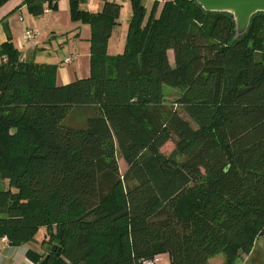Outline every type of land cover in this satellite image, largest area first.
<instances>
[{
    "label": "trees",
    "instance_id": "16d2710c",
    "mask_svg": "<svg viewBox=\"0 0 264 264\" xmlns=\"http://www.w3.org/2000/svg\"><path fill=\"white\" fill-rule=\"evenodd\" d=\"M46 1L24 2L37 16ZM69 1L90 27L87 76L59 84L55 65L0 44V236L19 245L44 227L35 264L251 256L264 235V12L235 37L229 13L194 0H129L124 51L107 56L120 2ZM163 86L180 90L176 106ZM81 109L84 126L65 123Z\"/></svg>",
    "mask_w": 264,
    "mask_h": 264
},
{
    "label": "rangeland",
    "instance_id": "374dc122",
    "mask_svg": "<svg viewBox=\"0 0 264 264\" xmlns=\"http://www.w3.org/2000/svg\"><path fill=\"white\" fill-rule=\"evenodd\" d=\"M8 1V0H6ZM4 1V2H6ZM120 1V0H118ZM164 0H160V6ZM64 0H49L43 4V7L49 8L51 12L43 15L41 13L37 17V27H42L44 30H51L49 33V37L46 38V43L44 44V49H39L37 53V57L46 64L55 65L56 71L58 73V81L57 83H62L60 80V72L71 73V80L76 78H81L83 76H87L89 74V41L88 37L90 34V27L88 23L82 22L81 20H72L70 11V1L67 0L65 3ZM148 2V4H147ZM50 3V5H49ZM4 4V3H3ZM56 4V7H52ZM145 4L148 8H150L151 4L149 0H145ZM50 6V7H49ZM129 5L121 7V14L118 18V21L114 23L111 33L108 36L107 46H106V54L107 56L116 55L122 53L124 51L126 44V35L128 31V23H129ZM130 8V7H129ZM159 8L158 11L160 10ZM36 16H34V19ZM30 27H33L32 25ZM38 30V28H36ZM40 33V30H38ZM40 37V34H39ZM39 38L36 40V44L38 43ZM65 40L62 42V40ZM67 56H74V60L71 63L63 62V59ZM259 58L262 57L264 60V55L260 57V54L257 56ZM37 62V61H36ZM66 70V71H64ZM68 81V80H66ZM69 82V81H68ZM163 94L164 100L166 104L171 106L177 105V98H179L180 90L175 87L163 86ZM82 111V112H81ZM90 113L88 109H81L78 112L70 113L67 118L64 120L66 124L71 125L73 127H82L85 125L86 116ZM174 148L173 140H169L164 146L163 151L166 153H170ZM181 158V156L179 157ZM118 166L120 171H124L125 169V159L117 154ZM43 233H45V228H39L36 233H34L33 239L28 241L29 244H33L34 242L38 243L41 241L43 237ZM255 244V249L252 251V255L247 257V255L243 254L242 261L239 264H256L260 260L264 259V235L257 238ZM220 257H223L221 254ZM219 258V257H218ZM216 263V260L212 262ZM157 264H169L168 258L164 255L162 256Z\"/></svg>",
    "mask_w": 264,
    "mask_h": 264
},
{
    "label": "crops",
    "instance_id": "0c3cea01",
    "mask_svg": "<svg viewBox=\"0 0 264 264\" xmlns=\"http://www.w3.org/2000/svg\"><path fill=\"white\" fill-rule=\"evenodd\" d=\"M24 1L25 0H8L4 4L0 5V44L7 40V38H10V41L20 51L21 54L33 58L35 61L39 62V64L44 63L37 57L36 52H38L39 49L45 48L44 44L46 43V38L49 37V33L51 32V30H44L42 27H37L36 21L39 15H37L34 19L35 15L31 14ZM64 1L66 2L67 0ZM104 1L106 0H87L86 3L80 4V8L89 12H95L101 9ZM115 1L120 2L121 7L125 6L126 8L127 4L130 7L129 0ZM151 1L153 0H149L150 4ZM129 7L128 9H130ZM119 11L121 14L122 11L120 9ZM49 12H51L50 9L45 7L42 13L43 15H46V13ZM130 14L131 12H129L128 19L130 18ZM31 25L33 27H30ZM27 27L33 28L35 30H37L36 28H38V30H40V37L39 34L37 36V38H39L37 44L35 43V45H30L26 40L23 39L22 32ZM64 41L65 40L63 39L62 42ZM72 57L74 60V56ZM60 76V78H62L60 80H63L61 81L62 83H67L72 78L70 72L66 74L62 71L60 72ZM38 246L39 244L36 242H34L33 244H29V242H27L19 245H13L7 239H4V236H0V264H35L27 258L26 252L29 249L38 250ZM220 255L221 254H216V256L211 257L209 259V264H213L212 262L214 260H216L215 264H222L224 256L220 257Z\"/></svg>",
    "mask_w": 264,
    "mask_h": 264
},
{
    "label": "water",
    "instance_id": "95a60500",
    "mask_svg": "<svg viewBox=\"0 0 264 264\" xmlns=\"http://www.w3.org/2000/svg\"><path fill=\"white\" fill-rule=\"evenodd\" d=\"M208 12H227L234 21L235 37L243 35L254 14L264 12V0H194ZM227 170V167L224 169ZM44 264V261L41 262Z\"/></svg>",
    "mask_w": 264,
    "mask_h": 264
},
{
    "label": "built area",
    "instance_id": "2783aa9c",
    "mask_svg": "<svg viewBox=\"0 0 264 264\" xmlns=\"http://www.w3.org/2000/svg\"><path fill=\"white\" fill-rule=\"evenodd\" d=\"M39 32L33 28L27 27L23 30L22 32V37L24 40H26L30 45H35L37 36H38ZM73 61V57L72 56H68L64 59V63H70ZM4 239H6V237L4 236ZM159 261V257H154L151 259H146L144 260V264H157Z\"/></svg>",
    "mask_w": 264,
    "mask_h": 264
}]
</instances>
